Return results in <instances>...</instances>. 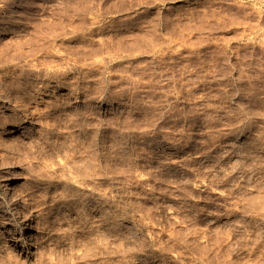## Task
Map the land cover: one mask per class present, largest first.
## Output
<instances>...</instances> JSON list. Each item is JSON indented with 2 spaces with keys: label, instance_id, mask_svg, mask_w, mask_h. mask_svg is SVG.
Listing matches in <instances>:
<instances>
[{
  "label": "rangeland",
  "instance_id": "1",
  "mask_svg": "<svg viewBox=\"0 0 264 264\" xmlns=\"http://www.w3.org/2000/svg\"><path fill=\"white\" fill-rule=\"evenodd\" d=\"M0 171V264H264V0H0Z\"/></svg>",
  "mask_w": 264,
  "mask_h": 264
},
{
  "label": "bare ground",
  "instance_id": "2",
  "mask_svg": "<svg viewBox=\"0 0 264 264\" xmlns=\"http://www.w3.org/2000/svg\"><path fill=\"white\" fill-rule=\"evenodd\" d=\"M12 133H14L13 128H9V129L5 130L4 136L11 135ZM0 184H5V176H4V173L2 171H0ZM4 193H5V197L10 195L9 185L5 186Z\"/></svg>",
  "mask_w": 264,
  "mask_h": 264
}]
</instances>
